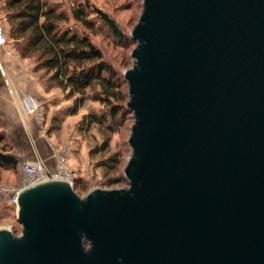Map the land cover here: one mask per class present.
<instances>
[{
    "label": "water",
    "instance_id": "1",
    "mask_svg": "<svg viewBox=\"0 0 264 264\" xmlns=\"http://www.w3.org/2000/svg\"><path fill=\"white\" fill-rule=\"evenodd\" d=\"M127 190L18 197L0 264H264V0H143Z\"/></svg>",
    "mask_w": 264,
    "mask_h": 264
},
{
    "label": "trees",
    "instance_id": "2",
    "mask_svg": "<svg viewBox=\"0 0 264 264\" xmlns=\"http://www.w3.org/2000/svg\"><path fill=\"white\" fill-rule=\"evenodd\" d=\"M5 9L4 20L8 27V38L21 59L32 60L34 73L39 75L44 90L50 93L59 90L67 100L73 99L70 114L74 115L87 101V91H93L92 100L108 110L107 114L88 115L82 120L87 127L97 125L106 135L99 148L91 152L105 150L117 128L126 119V109L122 103L126 99L122 77L108 64L90 36L72 31L68 24L71 19L83 29L92 32L98 22L107 27L126 46L130 38L125 36L101 10L88 3H81L71 9L70 15L50 5V0H1ZM94 18V19H92ZM5 81L0 70V90ZM110 118L111 124L108 123ZM12 147L0 132V170L18 172V160L11 155ZM119 154L98 163L104 174L115 172ZM109 179L108 184L118 182ZM75 189L84 182L75 180Z\"/></svg>",
    "mask_w": 264,
    "mask_h": 264
},
{
    "label": "rangeland",
    "instance_id": "3",
    "mask_svg": "<svg viewBox=\"0 0 264 264\" xmlns=\"http://www.w3.org/2000/svg\"><path fill=\"white\" fill-rule=\"evenodd\" d=\"M81 3H88L101 10L115 22L119 31L129 38L130 32L133 31L138 24L143 10V0H50V5L57 7L60 11L66 12L69 15L71 9ZM2 5V1L0 0V23L7 36V44L3 47L7 48L11 46L15 51L13 42L8 38V27L4 20L5 15L2 14ZM68 27L72 31L88 34L94 46L101 51L104 60L122 77L123 91L126 95V99L122 105L126 109L128 103V86L124 80L123 73L130 70L133 66L131 53L136 48V43L130 38L126 46L122 45L107 27L102 26V24L98 22L95 24V30L92 32L83 29L72 19ZM16 55L19 56L17 52ZM60 93L65 104L60 103L61 98L58 96L52 100L60 104L57 105L59 106L58 108L53 109L50 108L49 105L48 107L41 105L45 121L44 129L46 130V135L44 137L41 135L35 121L38 136L45 143L46 148L50 152L46 159L51 157V150L46 144L47 139L55 145L58 152L67 149V160L72 169L74 178L73 190L81 199H84L86 194L93 189L103 191L127 190L128 181L124 178V171L132 156V150L128 143L131 135V128L134 124L132 114L126 109V119L122 125L117 128L115 134L110 136L108 147L99 153L91 155V152L102 146L106 135L97 125H92L90 127H87L86 124L82 125V120L88 115L99 116L107 114L108 116L107 108L92 100L94 92L90 90L86 93L88 97L87 101L74 115H72L70 111L74 104L73 99L67 100L65 95L62 92ZM107 119L108 123L111 124L110 118L108 117ZM13 148H15V155H24L22 146L12 147V151ZM115 154H119V163L116 171L108 175L104 174V170L98 167V163ZM21 159L27 160L25 158ZM51 165H48V167ZM114 178H118L119 181L108 184V180ZM77 179L84 182L80 189H75V180ZM19 181L20 173L0 170V186H16L19 184ZM2 229L10 231L16 237L21 233V226L17 222V214H15L14 209L10 207L4 199L0 198V230Z\"/></svg>",
    "mask_w": 264,
    "mask_h": 264
},
{
    "label": "crops",
    "instance_id": "4",
    "mask_svg": "<svg viewBox=\"0 0 264 264\" xmlns=\"http://www.w3.org/2000/svg\"><path fill=\"white\" fill-rule=\"evenodd\" d=\"M3 6V5H2ZM3 15L5 9L3 6ZM34 62L21 59L13 48H0V70L5 81V87L0 90V132L4 134L12 147L24 149V155H11L19 160L25 158L46 160L50 152L45 143L38 136L35 120L30 115L22 113L19 103L25 97L36 98L40 105L58 108L60 104L53 102V98L60 96V103L65 104L59 90L46 93L39 75L34 73ZM26 154V155H25Z\"/></svg>",
    "mask_w": 264,
    "mask_h": 264
},
{
    "label": "built area",
    "instance_id": "5",
    "mask_svg": "<svg viewBox=\"0 0 264 264\" xmlns=\"http://www.w3.org/2000/svg\"><path fill=\"white\" fill-rule=\"evenodd\" d=\"M6 44L7 36L0 23V47ZM19 107L23 114L34 118L41 135L44 137L46 135V130L44 129L45 121L43 109L39 101L33 97H25L20 101ZM46 144L51 150V157L49 159L18 160L19 184L16 186H0V198L4 199L14 209L15 214H17L18 197L26 188L48 180L63 181L73 188L74 178L67 160V149L58 152L55 145L51 141H48V139L46 140ZM48 165L51 166L48 167Z\"/></svg>",
    "mask_w": 264,
    "mask_h": 264
}]
</instances>
